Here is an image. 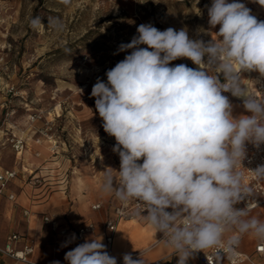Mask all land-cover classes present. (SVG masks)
<instances>
[{
  "label": "clouds",
  "instance_id": "obj_1",
  "mask_svg": "<svg viewBox=\"0 0 264 264\" xmlns=\"http://www.w3.org/2000/svg\"><path fill=\"white\" fill-rule=\"evenodd\" d=\"M255 2L264 6V0ZM208 16L211 27L220 26L209 42L191 39L184 29L139 25L138 35L118 49L131 53L106 72L107 83L97 78L91 91L120 158L117 175L105 173L102 192L122 204L141 202L147 212L142 219L163 234L179 257L177 264L207 250L234 257L245 235L264 242V220L251 216L248 204L235 207L251 197L242 171L246 144H264V98L241 75L256 71L264 77V21L239 0H212ZM48 23L62 26L58 18ZM30 26L39 29L42 18L32 17ZM181 58L198 68L170 66ZM225 92L242 98L250 115L233 116ZM247 170L264 179V165ZM75 239L73 234L62 247ZM64 259L117 264L101 236L86 238ZM123 264H145L143 253L138 259L124 254Z\"/></svg>",
  "mask_w": 264,
  "mask_h": 264
},
{
  "label": "rangeland",
  "instance_id": "obj_2",
  "mask_svg": "<svg viewBox=\"0 0 264 264\" xmlns=\"http://www.w3.org/2000/svg\"><path fill=\"white\" fill-rule=\"evenodd\" d=\"M239 2L264 21V6L255 0ZM211 4L212 0H71L68 5L60 0H0V103L7 97V85L16 93L7 97L15 113L5 118L2 111L0 126L6 123L14 131H24L27 112L38 113L53 120L51 133L61 148L65 146L53 154L60 163L49 168L41 186L50 182V193L70 181L75 169L94 177L92 182L100 177L101 184L106 172L117 175L120 158L112 150L116 141L102 127L91 96L93 85L97 78L107 83L106 72L131 53L118 51L119 46L130 43L141 24L151 23L161 31L184 29L191 39L211 41L220 27L208 22ZM35 16L42 18L39 29L30 26ZM50 17L62 26H50ZM178 64L194 68L187 58L170 66ZM220 79L223 82L222 74ZM223 95L229 96L233 116L250 115L230 92ZM45 119L35 127H42ZM0 165L13 166L7 144L0 147Z\"/></svg>",
  "mask_w": 264,
  "mask_h": 264
},
{
  "label": "crops",
  "instance_id": "obj_3",
  "mask_svg": "<svg viewBox=\"0 0 264 264\" xmlns=\"http://www.w3.org/2000/svg\"><path fill=\"white\" fill-rule=\"evenodd\" d=\"M2 113L0 111V116ZM25 131H14L9 124L0 126V147L7 144V138L11 133L23 132L26 136L23 152L15 154L9 147L13 166L4 168L0 165V171L12 169L17 172L16 178L8 184L0 196L1 244L4 243L7 235L16 233L20 236L14 244L17 250L28 242L34 244L35 250L31 256L34 262L53 264L54 261H60V264H68L64 259L66 252L84 243L86 238L101 236L106 251L117 259V264H123L124 254L130 253L134 259H138L140 252L143 253L145 264H153L158 260H162L163 264H177L179 257L174 250L166 243L158 242L159 232L156 233L146 224L142 216L119 221L111 244L106 242L109 232L105 225L114 219V209L120 201L114 195L102 192L100 177H95L96 181L92 182L89 179L94 177L86 176L75 169L70 181L49 193L50 182L41 186L40 180H44L49 168L55 167L60 161H55L56 158L50 152L47 142L37 145L33 142L32 132ZM62 147L59 150L64 151L65 146ZM32 178L38 179L40 183L31 185L28 180ZM260 181L264 185V181L262 179ZM47 185L49 186L46 187ZM10 194L15 196L14 201L8 199ZM97 203L101 204L100 208L93 210L92 206ZM262 210L264 207L250 212V215L264 220L260 217ZM44 215L50 216L60 228L66 229L67 234L63 236L54 232L50 224L43 222ZM89 223L93 224L94 230L79 239L77 230ZM73 234L76 239L67 243L66 247H62ZM257 243L258 240L252 236L245 235L241 238L240 250L252 261L259 259L254 253ZM0 264H15V261L0 254ZM187 264H201L196 253L192 254Z\"/></svg>",
  "mask_w": 264,
  "mask_h": 264
},
{
  "label": "built area",
  "instance_id": "obj_4",
  "mask_svg": "<svg viewBox=\"0 0 264 264\" xmlns=\"http://www.w3.org/2000/svg\"><path fill=\"white\" fill-rule=\"evenodd\" d=\"M256 96L264 98V77H261L255 84ZM5 95L7 97L15 96V89L13 86L7 85L5 88ZM0 103V111H5V118L10 117L15 113L14 110H10L11 100L8 98ZM44 117L41 114L27 112L25 117L24 131L32 132L33 142L37 145L42 144L43 142L48 143L49 150L52 154H56L60 147V142L57 136L54 133H51L52 130V121L46 120L43 123L42 127L36 128L35 125L44 121ZM4 124V123H3ZM6 124V123H5ZM26 132V131H25ZM7 144L10 149L15 153L19 154L24 151L26 145V136L23 132L18 134L11 133L7 138ZM142 163L143 161H138ZM264 165V144L259 147L254 146L251 143L246 144V157L242 161V166L245 169L244 171L246 180V185L251 189V197H246L243 201L235 205L237 208H245L248 204L250 212L264 207V185H262L260 179H256L247 169L254 170L257 166ZM17 176V172L12 169H5L0 171V196L4 193L8 184L14 180ZM38 179L32 178L28 182L31 185L38 183ZM8 199L11 201L15 200V196L10 194ZM101 204L97 203L92 206L93 210H98ZM169 212L172 211L171 208L167 209ZM143 211V204L138 201H130L127 204H120L114 209V219L108 221L105 225L109 234L106 236V242L111 244L113 240V234L116 230V225L121 220H127L141 215H146L147 212ZM45 224H50L52 230L60 235H66L67 230L60 228L59 225L48 215H44L42 218ZM94 230L93 224L89 223L77 230V237L82 239L84 235L88 232ZM20 239V236L16 233L7 235L3 244L0 243V254L7 256L15 261V264H38L31 259L32 254L34 253L35 247L32 242H28L22 246L20 250H17L14 247V244ZM158 242H165L164 236L159 232ZM167 244V243H166ZM240 244L236 249V254L234 257H229L227 254L222 252L217 254V250H207L205 253L203 251L195 252L198 256V259L201 264H219L220 262H225L226 264H244L245 262H250V264H264V242L258 241L254 247V253L258 256V260H250L249 256L242 253L240 250ZM153 264H163L162 260L155 261Z\"/></svg>",
  "mask_w": 264,
  "mask_h": 264
},
{
  "label": "bare ground",
  "instance_id": "obj_5",
  "mask_svg": "<svg viewBox=\"0 0 264 264\" xmlns=\"http://www.w3.org/2000/svg\"><path fill=\"white\" fill-rule=\"evenodd\" d=\"M194 68H198L197 65L193 64ZM255 74V75H253ZM242 77H243V83L252 91L255 93H257L256 88H255V83L260 79V74H256V71H245L242 72ZM225 94V93H224ZM229 97V96H228ZM234 99L243 102L242 98H237L234 97ZM230 100V99H229ZM77 130V129H76ZM132 219V218H131Z\"/></svg>",
  "mask_w": 264,
  "mask_h": 264
}]
</instances>
